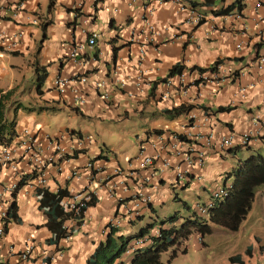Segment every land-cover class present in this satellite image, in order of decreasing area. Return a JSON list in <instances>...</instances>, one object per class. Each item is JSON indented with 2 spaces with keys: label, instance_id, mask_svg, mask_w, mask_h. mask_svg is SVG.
<instances>
[{
  "label": "crops",
  "instance_id": "crops-1",
  "mask_svg": "<svg viewBox=\"0 0 264 264\" xmlns=\"http://www.w3.org/2000/svg\"><path fill=\"white\" fill-rule=\"evenodd\" d=\"M19 1L22 2L21 7L17 6ZM203 1L0 0V25L5 33L0 36V92L14 89L11 97L14 104L9 101L7 117L10 119L15 114L17 135L23 129H29L44 155L51 151L47 148V136L51 138L64 133L69 138L81 135L89 140L84 149L60 160L50 153L53 159L46 164L45 173L49 190L66 188L70 195L84 190L96 199L85 209L81 223L78 224V218L64 222L74 230L68 238L50 244L47 239L51 231L45 225L46 216L39 208L35 191L20 189L15 197L19 221H10L5 234L0 237V264H38L43 257H48V264H87L96 244L104 239L110 219L118 218L120 227L126 226L145 214H156L155 203H164L165 194L176 197L174 191L178 187L171 183V169L158 172L157 177L145 183L139 180L145 172L136 167L135 157L141 145L150 151L148 142L157 134L154 129L184 133L191 131L192 124H196L200 130H212L216 139L230 132L239 134L246 130L263 129L260 124L264 122V66L258 69L256 59L264 50V0H243L242 17L237 20H227L225 14L217 12L235 0H215L211 5H202ZM150 8L153 12L149 19L155 27L152 33L144 25V12ZM192 11L200 12L204 20L189 22ZM81 28L98 32L92 48L85 44L88 35ZM16 32H22V36L15 47L8 48L7 43ZM132 32L137 42H128ZM148 36L153 39L145 41ZM239 43L241 47L237 48ZM79 44L86 48L71 58V49ZM142 47L144 50L141 53ZM218 59L237 71L229 81L207 82L202 86L187 87L185 91L175 85L167 88L162 82L176 63L182 64L183 70L191 77L197 70L191 71L190 67H208ZM36 66L47 71L40 92L35 83ZM56 76L70 79L64 94H59L52 85ZM81 76L86 77L85 83L80 81ZM139 76L141 83L136 85ZM28 84L33 88L29 94L22 91ZM75 88L82 92L84 103L78 102ZM166 91L169 94L163 98L161 94ZM15 103H20L21 107L13 112ZM179 104L191 105V108L173 119L156 115L164 108ZM218 107L230 109L218 111ZM37 111L42 112L41 119L40 115H36ZM48 111H66L71 117L78 114L96 116L100 120L121 121L127 126H135L131 130L135 137V151L128 154L125 162L121 151L107 148L104 142L80 128L64 126L48 130L51 113ZM25 112L29 115H24ZM190 115L194 118L188 120ZM205 117L208 118L207 124L202 125ZM261 145L264 146V138L259 137L246 148ZM194 148L199 150L202 146L196 144ZM239 148L229 150L226 155L219 153L215 147L207 150L203 165L193 167L188 182L184 181L179 187L193 184L206 189L204 179L216 174L220 178L221 167L226 164L224 158L235 154ZM170 153L166 154L171 163L176 164ZM104 155L108 156L103 159ZM18 157L16 155L19 170L27 173L28 163ZM89 159L104 161L102 170L95 172L86 168ZM117 166L133 170L127 177L132 193L141 188L150 198L149 209L143 208L135 219L130 216L131 213L126 214L133 208V196L123 191L120 184L115 185L120 179L113 175ZM74 167L82 170L79 178L68 176L69 170ZM17 179L13 171L0 168V182L9 183ZM258 193L259 190L238 230L229 231L213 225L209 236L220 234V242H209L203 236L200 243L198 235L192 234L185 242L186 252L181 254L188 253L191 242L204 249L199 250L203 252L200 256L204 260L206 249L216 251L212 252L213 260L209 264H264V216L261 218L258 209L264 203V197L258 199ZM183 206L188 208L185 202ZM28 237L34 239L36 246L27 261L7 253L8 248L18 252Z\"/></svg>",
  "mask_w": 264,
  "mask_h": 264
},
{
  "label": "built area",
  "instance_id": "built-area-1",
  "mask_svg": "<svg viewBox=\"0 0 264 264\" xmlns=\"http://www.w3.org/2000/svg\"><path fill=\"white\" fill-rule=\"evenodd\" d=\"M94 2L97 0H93ZM163 0H156L158 3H162ZM18 7L22 6V2L17 3ZM1 11V7H0ZM152 8L144 12V25L150 33L154 32L155 27L152 21L149 19V15L152 14ZM225 19L227 20H237L242 17V12L238 10H233L225 14ZM204 20V16L200 12L192 11V14L189 18L191 23H200ZM81 31L88 35L87 43L88 47L92 48L95 45L96 38L98 37V32L90 31L88 32L86 28H81ZM5 34L0 25V36ZM151 35V34H150ZM22 36V32H16L13 34V38L10 42L7 43L8 48H13L16 45L17 40ZM152 36V35H151ZM153 38L148 36L145 41H151ZM137 42V38L132 35L128 38V42ZM143 46V45H142ZM241 44H237V48H240ZM86 46L79 44L73 47L70 51L69 56L75 58L78 52L84 50ZM143 47L140 49L141 53L143 52ZM256 66L258 69H262L264 66V50L257 55ZM234 72L232 68L226 65L225 61L217 64L215 71L207 70L205 72H198L189 77L187 71H182L181 73L166 77L165 80H162L163 84L167 88H172L177 86L181 90L185 91L187 87L191 86H202L207 82L221 83L223 81H229L233 76ZM86 77L81 76L80 81L82 83L86 82ZM70 79L63 76H56L52 80V85L57 89L59 94H64L69 86ZM141 76L138 77L136 85H140ZM123 84V83H122ZM243 90L245 88H242ZM74 92L77 94L76 98L78 102L84 103L85 99L82 92L75 88ZM168 91L161 94L163 98L168 96ZM106 98V94L104 95ZM194 116H189L188 120L193 119ZM208 118L205 117L202 125L207 124ZM194 122V120H193ZM263 129L256 130H246L243 132L237 133H228L219 135L216 139V134L212 130L203 131L198 128L196 124H192L191 131L184 133L176 132H163L162 134H156L149 143L150 151L146 146L138 148V153L135 157L136 167L141 169L143 174L139 176L141 183L147 182L149 179L157 177L158 172H163L165 170L171 169L172 179L171 183L175 184L177 187L183 184L184 181L188 182V176L191 174L193 167H201L204 162L205 153L207 150L217 149L221 154L226 155L229 150L235 147L249 146L253 141L257 140L259 137L264 138V122L260 124ZM47 148L51 149L49 153L42 154V148L39 147L35 138L32 136V132L29 129H23L19 135L11 140L8 144H0V168H8L13 171V173L18 177L17 180L11 181L9 183L0 182V237L5 234V227L10 221L6 219L7 209L10 201L13 198V195L17 194L20 189L27 188L28 190L36 191L37 188H48L47 181L48 178L45 173L46 164L53 159V156H50V153H54L57 156V159L67 157L68 155H73L77 151L84 149L85 144L89 141L84 139L82 136L70 137L68 134H62L59 136L48 137ZM69 138V139H68ZM188 141H194L192 143ZM196 144L202 146L201 149L197 150L194 148ZM49 145V146H48ZM171 152V153H170ZM170 153L171 156L176 159L177 163H171L167 154ZM16 155L25 159V162L28 163L29 170L27 173L19 170L18 159ZM18 157V158H19ZM104 161L97 162L96 160L89 159L86 162L85 167L91 170H99L104 167ZM133 170L124 169L120 166H117L113 169V175L120 177L118 180L122 186L123 191L130 192L133 196L131 211L126 214L132 216V218L140 215V211L143 208H147L150 198L148 195L144 194L141 188L135 190L134 193L131 192L130 185L127 180L128 175H131ZM82 174V170L79 167L71 168L68 172V176L73 178H79ZM28 177H27V176ZM23 184H20L22 182ZM126 192V193H127ZM212 196L208 198L204 203L194 204V209L196 213L200 216H207L209 208L219 199H222L227 192V187L212 189ZM125 193V194H126ZM123 195L126 198V195ZM5 196L8 197L5 199ZM92 193L88 191H77L68 196L65 200L68 211L72 213V216L69 219H75L87 205V202L91 199ZM149 209V208H147ZM152 215V214H151ZM131 219L130 217H128ZM109 225L112 227H117L120 225V221L117 218H112L109 220ZM64 227L67 228V233L71 235L72 226H67L64 224ZM159 227H153L148 233L144 235L137 236L128 242L126 249L123 253V264H130V257L133 251L136 248L144 247L152 243L151 236L158 234ZM70 235H67L65 238H68ZM200 240V237H199ZM34 239L28 237L24 241L23 247L18 251L14 252L12 249L8 248L7 253L11 254L14 258H18L21 261H27L35 249ZM8 264V263H6ZM11 264H15L12 262ZM38 264H48V257H43Z\"/></svg>",
  "mask_w": 264,
  "mask_h": 264
},
{
  "label": "trees",
  "instance_id": "trees-1",
  "mask_svg": "<svg viewBox=\"0 0 264 264\" xmlns=\"http://www.w3.org/2000/svg\"><path fill=\"white\" fill-rule=\"evenodd\" d=\"M214 1L215 0H204L202 5H211ZM244 6L243 0H235L221 7L217 12L220 14H227L234 9L242 11ZM43 25H45V23ZM222 61V59H218L208 67L192 66L190 70L193 71L196 69L200 73L207 70L215 71L217 64ZM183 69L184 66L182 64L176 63L170 68L166 77L181 73L184 71ZM34 70L36 74L35 83L37 91L40 92V88L46 79L47 71L38 66H36ZM236 72L237 71H235L234 74H236ZM166 77L162 80H165ZM13 92V88L0 92V144H8L17 136L15 129V114L10 119L7 117L9 101L14 104L11 101ZM15 104L13 112L21 107L20 103ZM190 108L191 105L179 104L170 108H164L162 111H159V113L156 112L157 114H155L160 117L173 119L187 113ZM229 109V107H218L216 110ZM153 131L157 134L166 132L162 129H154ZM78 134L81 133L79 132ZM237 148L239 147L233 148L232 151ZM107 156L108 155H104L103 159ZM101 170L102 169L92 171L99 172ZM227 175L232 176L233 179L228 186L226 195L222 199L217 200L209 208L206 217L200 216L194 211L181 220L179 212L168 215L158 223L159 232L151 236L152 243L144 247L136 248L133 251L130 264H167L174 259L178 253L186 252L185 242L190 235L199 234L203 237L206 234H210L213 225L220 226L229 231L238 230L240 224L252 208L259 186L264 184V154L257 153L245 159H239L237 165L229 171ZM23 180L24 179H22V183L20 184H23ZM35 195L39 203V208L46 216L45 225L51 231V236L47 241L50 244L58 243L59 240L70 235L67 233V228L64 227V222L72 216V213L68 211L64 201V199L70 196V193L66 188H59L56 191H51L48 188H37ZM95 201V196L92 194L86 207L82 209V212L76 217L79 220L78 224L81 223L85 209L93 205ZM16 208V201L13 199L7 209L6 219H8V221H19ZM135 220L133 222H135ZM152 227H154L152 223L147 224L140 228L135 235L125 237L122 233H118L120 225L112 227L107 224L106 228L108 229L105 233V237L96 244L87 264H123V253L129 239L148 233ZM5 230H7V225ZM73 231L74 230L71 229V234ZM165 252H169L166 262L162 259V255Z\"/></svg>",
  "mask_w": 264,
  "mask_h": 264
},
{
  "label": "rangeland",
  "instance_id": "rangeland-1",
  "mask_svg": "<svg viewBox=\"0 0 264 264\" xmlns=\"http://www.w3.org/2000/svg\"><path fill=\"white\" fill-rule=\"evenodd\" d=\"M13 55V54H11ZM13 57V56H11ZM16 59L18 62H21V59L18 58H12ZM23 62V61H22ZM18 70H16V78H18ZM27 78L30 77V74L26 76ZM29 94L30 92H33V88L30 87V85H26L23 92ZM31 99V98H30ZM51 112L48 118L50 127L48 130H53L56 128H61L64 126L72 127L75 129H81L84 130L87 133H90L95 139H97L100 142H104V145L107 148L114 147L121 151L122 153V160H127L128 154L131 152L133 153L135 151V137L134 132L131 131L135 129V126H127L126 123H122L121 121H106L103 119H98L96 116L92 117H85L78 114L77 117H71L68 116L66 111H48ZM41 111H37L36 115H40L39 119L42 118ZM47 113V112H46ZM24 115H29V112H25ZM23 114L20 115L21 118L24 117ZM16 122V121H15ZM130 131V132H128ZM128 132V133H126ZM124 138V139H123ZM101 143V146L105 150V146ZM264 154V146L254 147V148H246V146H241L236 153H232L228 155L226 158H224V162L226 164H223L221 167V173L220 178L219 176L212 175L208 179H204L206 189H202L201 187H196L193 184H188L185 187H178L175 189L174 193H177V196L170 195H164V203H155L156 205V214L151 215L145 214L141 219L135 220L132 224L128 223L126 226L121 225L119 232H122L125 237L135 235L140 228L143 226H146L147 224L152 223L154 227L160 223L161 220L166 218L168 215L173 214L175 210H179V215H189L192 211H194V204L196 203H204L208 198L212 196V189L216 188H224V186H228L229 183L232 181L233 177L229 176L227 177V173L231 171L238 163L239 159H245L250 155L253 154ZM126 162V161H125ZM258 190L260 193H258V199H260L261 196L264 197V184L259 186ZM172 193V192H171ZM173 193V194H174ZM174 194V195H175ZM183 202L188 204V208L183 206ZM259 215L261 218L264 216V203L260 204L258 206ZM262 212V213H261ZM108 229V228H107ZM230 234H228L229 236ZM220 234H213L212 236H209V234L205 235V238L208 239V241L216 242L217 240H221ZM135 238V237H134ZM133 238H130L129 241H131ZM147 246V245H146ZM200 247L197 246V244L193 245L190 242V246H188V253L186 255L179 253L178 256H176L174 259H172L167 264H209L210 261H212L213 253H215V250L206 249V260L202 258L200 255H203V252H200ZM214 251V252H213ZM213 252V253H212ZM169 253V252H168ZM168 253L165 255H162V258L166 262ZM124 257V256H123Z\"/></svg>",
  "mask_w": 264,
  "mask_h": 264
},
{
  "label": "clouds",
  "instance_id": "clouds-1",
  "mask_svg": "<svg viewBox=\"0 0 264 264\" xmlns=\"http://www.w3.org/2000/svg\"><path fill=\"white\" fill-rule=\"evenodd\" d=\"M77 136H78V135H77ZM79 136H81V135H79ZM239 147H240V146H239ZM91 160H95V159H91ZM20 183H22V182H20ZM229 185H230V183H229ZM229 185H228V186H229ZM228 186H225V187H227V189H228ZM178 187H179V186H178ZM15 197H16V195H15ZM13 199H15V198H14V195H13V198H12L11 201H13ZM219 200H220V199H219ZM11 201H10V202H11ZM9 205H10V203H9ZM8 207H9V206H8ZM194 212H196L195 209H194ZM152 215H153V214H152ZM136 217H137V216H136ZM136 217H135V218H136ZM135 218H134V219H135ZM181 219H183V217H180V220H181ZM10 221H12V220H10ZM108 224H109V223H108ZM156 226H158V225H156ZM156 226H155V227H156ZM152 228H153V227H152ZM152 228H151V229H152ZM5 232H6V230H5ZM142 235H144V234H142ZM197 235H198V236H197V237H198V240H199V237H200L199 242L202 243V241H203L202 238H203V237H201V235H199V234H197ZM139 236H141V235H139ZM130 258H131V257H130Z\"/></svg>",
  "mask_w": 264,
  "mask_h": 264
}]
</instances>
